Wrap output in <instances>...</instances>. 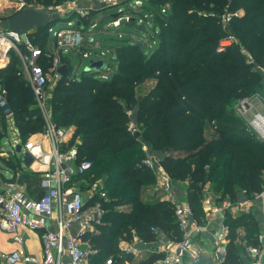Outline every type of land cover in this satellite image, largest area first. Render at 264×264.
I'll use <instances>...</instances> for the list:
<instances>
[{
    "label": "trees",
    "instance_id": "trees-1",
    "mask_svg": "<svg viewBox=\"0 0 264 264\" xmlns=\"http://www.w3.org/2000/svg\"><path fill=\"white\" fill-rule=\"evenodd\" d=\"M36 1L49 5L61 0ZM147 1L152 7V31L148 32L150 39L159 36L157 46L146 54L138 42L118 45L112 71H104L102 66L77 76L70 68L56 80L47 101L50 119L72 128L70 143L77 139L79 157L92 163L83 176L90 184L99 182L108 198L99 230L84 234L97 249L96 264L109 255L113 264H150L153 255L133 261L118 247V239H130L132 229L145 241L155 238L151 226L168 238H180L170 202L141 201L155 177L142 164L145 152L140 138L161 152L162 165L172 180H180L182 201L198 219L203 216L201 199L206 184L216 201L225 196L236 199L239 189L257 191L264 184V140L246 134L234 106L238 98L251 96L264 86V0ZM226 13L230 16L223 25ZM72 17H78L75 26L80 28L83 16L73 13ZM47 33L43 27L28 35L43 48ZM230 36L236 43L219 51V42ZM46 49L52 51L49 46ZM18 64L17 56L10 53L8 65L0 69V86L7 90L6 107L24 141L28 134L42 131L44 120L27 81L17 74ZM149 79L155 81L143 92L138 84ZM131 120L140 124L138 137L128 128ZM3 134L0 132V142ZM0 159L10 170L19 165L10 158ZM19 180L29 193L39 195L38 175L23 172ZM122 205L128 207L114 209ZM253 216L225 214V264L239 260L242 229L248 245L258 244V224Z\"/></svg>",
    "mask_w": 264,
    "mask_h": 264
},
{
    "label": "built area",
    "instance_id": "built-area-1",
    "mask_svg": "<svg viewBox=\"0 0 264 264\" xmlns=\"http://www.w3.org/2000/svg\"><path fill=\"white\" fill-rule=\"evenodd\" d=\"M3 1L4 7L16 10L31 6L27 0ZM93 1L104 6L122 2V0ZM135 2L136 5L141 6L140 0ZM74 10L64 15L62 19L69 20L70 15L76 12V9ZM161 11L164 12V9ZM229 16V13L222 15V22L227 23ZM145 17H137V20L145 19ZM123 19L129 21L130 15H126L123 10L119 9L117 17L109 21L105 27H118L120 20ZM68 24V28L59 29L54 33V49L49 52L46 49L49 46L48 42L47 46L42 48L32 41L28 35L29 32L19 34L9 29L6 21L0 19V69L8 65L10 53L17 56L21 64L18 66L17 74L27 79L35 106L44 120L42 131L21 141L13 122L12 111L5 107L7 90L0 86V132L4 133L0 142V157L9 158L3 146V143H9L12 151L9 152H16L15 147L20 144V152H26L32 158L27 166L21 161L17 169L9 171L8 177L0 173V230L13 234L16 242L23 241L20 232L23 227L40 231L42 264H95L91 258L97 249L89 237L84 234L94 233L97 226L102 223L107 210L105 203L108 198L101 190V184L92 183L86 191L79 189L80 184L76 185V179L85 175L91 169L92 163L86 158L79 157L77 139L70 143L72 128L56 125L45 112L48 97L47 82L49 79L57 80L60 77L58 68L64 63L61 52L71 49L80 54L81 59L90 55L87 46L93 43L92 36L95 31L71 26V21ZM89 27L92 29L96 27V22L92 21ZM51 29L52 26L49 24L47 32L53 33ZM232 43H236V38L230 36L220 41L217 49L224 50ZM43 56L49 62L50 72L41 65ZM261 72L264 76V70ZM255 99L253 95L241 98L236 111L243 121L246 134L253 139L264 140V114L252 110ZM126 113L129 115L131 111L127 110ZM2 121L5 125H2ZM128 128L131 132L137 131L132 121L129 122ZM142 164L153 173L155 190L164 193L166 195L164 200L173 205L174 221L178 226L180 238H168L157 227L151 226L150 230L155 234L153 240L145 241L133 231L129 243L123 247V252L133 256L138 255L141 249L137 244H144L150 256H154L150 264H183L184 253L190 248L192 238L199 233L210 236L208 233L212 230V224L217 221V227L212 232L211 238L215 251L221 254L220 264H225L228 234V225L224 220L225 214L227 212L231 214L248 213L259 218L262 228L257 245H243L244 251L248 254V264L256 262L258 255L264 250L260 241L261 236L264 235V184L257 191L248 192L241 188L237 192L241 195L240 198L231 199L225 196L219 203H215V195L208 192V186L205 185L201 199L204 216L198 220L189 204L182 200L178 201L174 197L173 181L161 163V156L146 153ZM23 172L39 176L41 190L39 195L36 192L35 194L29 193L25 184L20 182L19 176ZM50 224L54 229L49 228ZM74 224L78 225L77 230L72 229ZM0 260L5 264H25L37 261L35 256L21 250L9 253L0 252ZM102 264H113L112 257L108 256ZM228 264L243 263L238 261Z\"/></svg>",
    "mask_w": 264,
    "mask_h": 264
},
{
    "label": "rangeland",
    "instance_id": "rangeland-1",
    "mask_svg": "<svg viewBox=\"0 0 264 264\" xmlns=\"http://www.w3.org/2000/svg\"><path fill=\"white\" fill-rule=\"evenodd\" d=\"M136 0H122L121 3L113 5V6H107L104 7V5L101 4H97L96 2L93 3L92 0H61L60 2L57 3V9H61V12L57 15L59 18H56L57 20L52 21L51 22V26L52 29L51 31H53V33H50L48 36V40L46 41V43L54 38V33L56 31H58L59 29H64V28H68L69 24L68 22L71 21V26H74L77 23V18L78 17H72L69 20L67 19H62L64 17V15H67L68 13H71L73 11H75L74 9H76V12H79L80 14H82L83 16V20L80 23V29L82 30H87V31H95L96 34V38H97V42H95L94 44H90L87 46V49L90 51V55L86 58H82L80 54L76 53L75 51L69 49V50H63L62 51V56H64L65 58H62V62L66 61V57H68V59H70V67L68 64L67 65V71L68 69H70V73L75 71L76 75L79 76L81 74V72L84 70L85 66L87 65L89 59H96V58H101L104 62L103 64V70L105 71L106 68H108V71H112L116 68L115 66V47H117L118 45L121 44H125V43H129V44H133L135 42L139 43V47L141 48V50L146 53L149 54L159 43V36H155L153 39H150L151 34L148 32L151 27H152V23H151V17H152V7L150 5V3L147 0H140L141 2H143V6H139V4L136 5ZM39 5H43L41 2H38ZM54 5V4H53ZM1 8H4V5L1 3L0 4ZM42 8V7H41ZM120 10H123L124 13H126V15H130V19L132 20V22L129 21H125L120 20V25L118 27H113V26H108L105 27L106 24L111 21L114 17H112L113 14H116L119 12ZM140 11L139 13H135L136 11ZM135 11V12H134ZM13 12V8H8V9H4L3 11H1L0 13V19L1 20H5L6 17L11 14ZM75 12V14H76ZM56 13V11H55ZM103 15L102 19L100 21H98L97 17L99 15ZM146 16V19H142V20H137V17L140 16ZM117 17V16H116ZM115 17V18H116ZM94 21L96 22V27H94L93 29L89 27V24ZM137 21V22H134ZM143 24V25H142ZM226 23H223V25H225ZM156 29L159 31V26H156ZM152 31V29H151ZM43 36H46L45 33L42 34ZM228 45V44H225ZM46 46V44H45ZM44 46V48H45ZM67 63V61L65 62ZM21 64H18V66ZM41 65L44 69L47 68L46 71L50 72L49 70V62L48 60L43 56L41 58ZM46 67V68H45ZM49 76V75H48ZM51 76V74H50ZM49 76V77H50ZM27 81V79H25ZM155 81V79H149L147 80V82L144 83H139L138 85H141V88L143 89V92L147 91L153 84V82ZM56 80H52L49 79L47 82V91H48V97H47V101L50 98V93L52 88L55 85ZM136 85V86H138ZM261 91L264 92V86H262ZM240 98L237 99V101L234 103L235 106V110L238 106V102H239ZM47 101L45 103V112L48 114L49 117H51V113L49 111V107L47 105ZM32 102V101H30ZM6 107V106H5ZM255 102H253V108L252 110H255ZM134 118V117H133ZM132 122L134 121L131 120ZM135 123V122H134ZM136 128L137 131L140 130V124H136ZM37 133V132H35ZM35 133H31L28 134L27 136H25L26 138L31 137L33 134ZM12 137V136H11ZM140 145L142 146L143 151L146 153H155V154H159L158 151L153 150L149 143L144 140L143 138H140ZM3 146L5 147L4 149L8 152L10 161L12 162H17L18 164L21 163L20 160V154H18L17 152L11 153L12 151L10 150V145L9 143H3ZM11 151V152H9ZM9 171L10 168L6 167L5 165H3L1 159H0V173L2 175H5V177L9 176ZM262 176H264V172H262L261 174ZM76 185L80 184L79 189H81L82 191H86L90 188V179L88 177H80L76 179ZM173 181V187L174 189L178 190V192L182 193V195H184V187L182 186V183L180 182V180L176 179V180H172ZM264 181V180H262ZM155 183V182H154ZM152 183L150 185H148L149 187L144 189V196L143 198H141L142 202H151V200H159V199H164L165 198V194L164 193H160L158 191L155 190V184ZM98 184H100L98 182ZM208 186V184H206ZM208 192H211V190L209 189V186L207 187ZM177 200L181 201L183 200L182 197H180V194H178L177 196ZM122 208H127V206L122 205V206H116L114 207L115 210H120ZM239 214V213H237ZM204 216V214H203ZM202 216V217H203ZM196 217V216H195ZM254 220L257 222L258 224V230H259V234L262 233L261 230V223L259 218H256L255 216ZM197 218V217H196ZM198 219V218H197ZM202 218L198 219L201 220ZM217 227V221H214V223L212 224V230L208 233L210 235V237H212V232L216 229ZM242 229V227H239ZM243 231V232H242ZM242 231H240L241 236H240V240H239V245L240 247V252L243 250V245L244 244H248V239L247 236L245 234V231L242 229ZM120 242V241H118ZM122 243L119 245L121 246ZM123 246V245H122Z\"/></svg>",
    "mask_w": 264,
    "mask_h": 264
},
{
    "label": "water",
    "instance_id": "water-1",
    "mask_svg": "<svg viewBox=\"0 0 264 264\" xmlns=\"http://www.w3.org/2000/svg\"><path fill=\"white\" fill-rule=\"evenodd\" d=\"M113 6V5H109ZM107 7V6H104ZM116 14H113L112 17H116ZM98 21L102 19L100 15L97 17ZM51 13L47 9L43 8H34L31 6H26L20 10H16L11 15L6 18L7 27L11 30L16 31L19 34L27 33L30 29H37L47 27L51 21ZM78 24V22H77ZM93 43L96 42V34H93ZM49 47L51 50L54 49V40L49 41ZM104 62L101 58L97 60H91L84 68V70H94L100 69L103 66ZM67 71L66 63H63L58 68V73L60 75L65 74ZM134 136L138 137L139 132L135 131ZM17 153L20 152V144H17L15 147ZM20 160L27 166L31 162V156L23 152L20 154ZM262 248H264V235L260 238ZM221 254L215 251V246L213 240L210 236L204 234H196L191 241L190 248L185 251L182 263L183 264H220L219 258ZM253 264H264V250L258 255L257 260Z\"/></svg>",
    "mask_w": 264,
    "mask_h": 264
},
{
    "label": "crops",
    "instance_id": "crops-1",
    "mask_svg": "<svg viewBox=\"0 0 264 264\" xmlns=\"http://www.w3.org/2000/svg\"><path fill=\"white\" fill-rule=\"evenodd\" d=\"M27 1H28V3L31 4V7H34V8H37V9H39L41 7L43 9H47V10L50 9V11H51V18H52L50 22L57 20L56 18H59L57 15H59L58 12L60 13L61 12V9L56 10L58 8L56 6L57 4H54V5L53 4H49V5H41L40 6L39 3L36 0H27ZM1 3L4 4V1L3 0H0V4ZM93 3H94V1H93ZM4 9H8V8H6V7L1 8L0 7V13ZM15 11H16V9L14 8L13 9V12H15ZM55 11H56V13H55ZM5 20H3V21H5ZM32 30H34V29H30L28 32L30 33ZM50 33H47V35L49 36ZM96 42H97V40H96ZM91 44H94V43H91ZM61 56H62V52H61ZM62 58H65V57L62 56ZM65 60L67 61L66 64H68L70 66V61L71 60L68 59V57H66ZM66 61H64V63ZM252 95L256 97V99L254 100V102H255V107H254L255 108V111H258L259 113L264 114V92H262L261 89H258ZM159 154H160V156L162 155L161 152H159ZM21 183L25 184L24 182H21ZM25 187H26V185H25ZM26 189H27V187H26ZM172 192H173L175 198H177L178 194H180V197H182L181 191L179 193L178 190L174 189V187L172 188ZM31 193L32 194H35V192H31ZM237 197L240 198L241 195L240 194H237L236 195V198ZM219 201H216L215 200V203H219ZM125 206H127V205H125ZM122 209H124V208H122ZM98 226H97V230H99V227ZM49 228L50 229H54V227H53L52 224L49 225ZM72 229L73 230H77L78 229V225L77 224H74L72 226ZM133 231L135 232L134 229L131 230V232H133ZM20 232H21L23 241L22 242H16L13 239V234L8 233V232H4V231L0 230V252L9 253V252H12L14 250H21V251H24V252H26L28 254H31V255L35 256V258L37 259V261L34 262V263H25V264H42L41 263V260H42L43 254H42V246H41V239H40V231H38V230H31V229H28L26 227H23V228L20 229ZM129 240L130 239H127V240H125V239H118V241H120L117 244L118 247L123 251V247H125V245H127L129 243ZM121 243H122L123 246L122 245L119 246ZM137 246L141 249V253H139L138 255H134V256L132 254H130L132 256V258H133L132 259L133 261L144 260V259H146V258H148L150 256L149 251H148V248H146V246L144 244H137ZM96 256H97V253H95L92 256V258H91V261L94 262V263L98 260V258L96 259ZM109 256H111V255H109ZM65 258H67L66 255H65ZM238 261L242 262L243 264H248L249 263L248 262L249 261L248 254H247L246 251H244V248H243V251L240 254V257H239V260ZM102 263H103V261H102ZM0 264H5V263H3L0 260Z\"/></svg>",
    "mask_w": 264,
    "mask_h": 264
}]
</instances>
